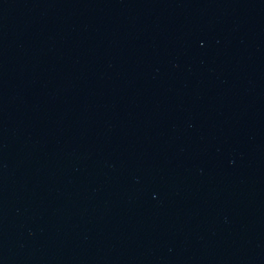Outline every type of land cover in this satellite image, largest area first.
Instances as JSON below:
<instances>
[{"label": "water", "instance_id": "95a60500", "mask_svg": "<svg viewBox=\"0 0 264 264\" xmlns=\"http://www.w3.org/2000/svg\"><path fill=\"white\" fill-rule=\"evenodd\" d=\"M0 264H264V0H0Z\"/></svg>", "mask_w": 264, "mask_h": 264}]
</instances>
